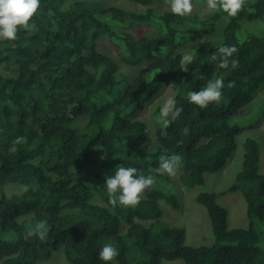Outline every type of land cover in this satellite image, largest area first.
Wrapping results in <instances>:
<instances>
[{
  "label": "trees",
  "instance_id": "trees-1",
  "mask_svg": "<svg viewBox=\"0 0 264 264\" xmlns=\"http://www.w3.org/2000/svg\"><path fill=\"white\" fill-rule=\"evenodd\" d=\"M133 1L147 6L153 0ZM147 22L157 27L154 35L139 38L127 30ZM30 23L31 32L0 40V264H36L60 250L71 264H105L98 253L108 243L119 251L108 264H264L256 226L264 221V171L253 137L244 141L235 182L195 195L210 216L212 245H188L183 226H156L164 213L160 201L181 207L177 194L157 179L162 155L179 154V180L194 187L206 173L222 171L237 149L242 127L232 119L264 89V0H246L232 18L223 11L179 16L99 0H40ZM103 34L119 48L118 58L99 50ZM221 44L236 47L230 58L238 61L236 68L218 67ZM185 54L194 56L187 72L180 69ZM120 63L137 68L135 75L121 71ZM218 77L225 83L220 103L206 109L189 103V92ZM229 81L235 86L227 87ZM168 83L183 110L164 127L159 105L151 104L159 119L152 140L149 123L138 115ZM82 117L87 121L78 122ZM18 137L24 140L12 152ZM97 147L100 166L92 156ZM121 166L155 180L135 208L109 203L104 184ZM14 184L29 190L8 194L6 187ZM238 190L250 225L229 228L228 210L217 198ZM95 195L103 203L93 202ZM40 221L49 228L46 238L26 240L28 228Z\"/></svg>",
  "mask_w": 264,
  "mask_h": 264
},
{
  "label": "rangeland",
  "instance_id": "rangeland-1",
  "mask_svg": "<svg viewBox=\"0 0 264 264\" xmlns=\"http://www.w3.org/2000/svg\"><path fill=\"white\" fill-rule=\"evenodd\" d=\"M103 6L117 5L125 9L143 11L149 7L157 10H167L170 6L166 3V0H153L150 5L143 6L133 0H99ZM193 10L209 11L205 6V1L192 0ZM137 35L142 37L150 34L154 35L157 31V27L150 22L145 24H135L130 26V29ZM99 50L101 52L113 55L118 58L119 48L110 41L107 34H103L99 39ZM120 70L127 72L128 75L133 77L137 71V68L129 66L124 63H120ZM7 72V71H5ZM175 88L171 83H168L163 91L139 113L138 117L143 118L149 123L151 128L152 140L155 139V128L158 126L159 119L155 118L153 105L158 104V110L168 98H172ZM264 89H261L258 93L256 102H252L247 106L239 116L232 119V122L238 123L242 127V132L237 138V149L229 159L227 166L219 172L206 173V179L203 184H196L194 187H188L180 182L179 172L177 171L174 176L175 183L167 175L157 174V179L161 186L168 188L177 194L181 207L179 209L174 208L172 205L165 201H160V205L164 210L161 220L156 224L157 228L161 229L165 225H179L186 228V243L190 246H209L215 241L213 233L212 223L206 207L195 200V195L203 191H222L230 187L236 180V175L241 169L244 153V141L247 137H253L257 139L262 149V165L261 170L264 171ZM78 122H86L87 119L82 117L77 119ZM101 147H97L93 150L92 156L96 161V165L100 166L103 162V156L101 154ZM100 154V155H99ZM99 155V158H97ZM21 185H10L6 187L8 194L21 193ZM93 202L103 203L99 195H95L92 199ZM217 201L220 205L224 206L228 210V227H248L250 221L247 217V203L242 190L227 192L218 196ZM168 222L169 224L165 223ZM256 226L261 235V246L264 249V221H257ZM126 224L122 223V229H126ZM36 264H71L65 257L64 251H56L50 259ZM162 264H184L182 259L173 261L163 260Z\"/></svg>",
  "mask_w": 264,
  "mask_h": 264
},
{
  "label": "clouds",
  "instance_id": "clouds-1",
  "mask_svg": "<svg viewBox=\"0 0 264 264\" xmlns=\"http://www.w3.org/2000/svg\"><path fill=\"white\" fill-rule=\"evenodd\" d=\"M170 6V10L174 15L187 16L193 12L192 0H166ZM246 0H205V6L210 12L223 11L227 13V18L236 17L243 7ZM40 10V0H0V40L14 41L17 39V33L20 30L31 32L35 25L30 23L33 17ZM219 63L218 67L227 69L231 63L232 68H236L238 61L231 59L237 52L235 46H227L221 44L218 48ZM194 56L191 54L183 55L180 61V69L184 72L188 71V65L192 64ZM212 60L216 61L217 56L213 55ZM235 83L229 81L227 87H234ZM225 87L222 77L209 80L204 88L199 91H191L187 94L189 103H193L200 109H206L212 103H220L222 100V89ZM182 108L176 107L174 98H168L160 107V116L164 127L170 126L182 112ZM188 129H183V133L187 134ZM23 137H18L13 141V147L10 149L16 152V144L21 143ZM159 167L156 172L163 175L174 176L182 167V157L179 154L162 155L159 158ZM135 167H118L115 173L107 176L105 186L109 197V203L113 208L119 204L125 208L137 207L147 189L154 183V178L149 175H137ZM32 190L35 191L37 185H32ZM29 190L28 185H22L20 191L26 192ZM49 228L45 221H40L34 227H29L24 238L27 240L32 236L44 240L47 236ZM119 255V251L111 243L105 244L98 253V258L108 262L115 261Z\"/></svg>",
  "mask_w": 264,
  "mask_h": 264
}]
</instances>
